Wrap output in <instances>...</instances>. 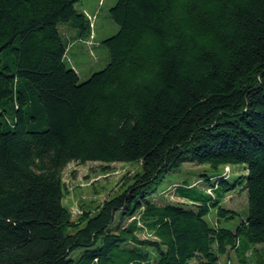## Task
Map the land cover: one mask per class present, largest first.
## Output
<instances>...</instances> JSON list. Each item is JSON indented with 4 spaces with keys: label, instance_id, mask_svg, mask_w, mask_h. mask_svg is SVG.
Instances as JSON below:
<instances>
[{
    "label": "trees",
    "instance_id": "trees-1",
    "mask_svg": "<svg viewBox=\"0 0 264 264\" xmlns=\"http://www.w3.org/2000/svg\"><path fill=\"white\" fill-rule=\"evenodd\" d=\"M80 1L0 0V264H264V0H118L85 82L59 30L90 36ZM90 162L141 171L74 220L63 172ZM185 163L246 166L235 229L227 173L153 199Z\"/></svg>",
    "mask_w": 264,
    "mask_h": 264
},
{
    "label": "rangeland",
    "instance_id": "rangeland-1",
    "mask_svg": "<svg viewBox=\"0 0 264 264\" xmlns=\"http://www.w3.org/2000/svg\"><path fill=\"white\" fill-rule=\"evenodd\" d=\"M117 1L81 0L76 4V9L86 15L89 25L93 24L92 33L90 32V36L86 40H78L77 30L69 24H62L59 27L67 47L66 63L78 73L80 82L87 81L94 73L103 70L109 61V54L103 42L119 31V26L110 16V11ZM139 171H141V167L137 163L110 165L93 162L85 165L71 163L64 170L62 176L67 191L63 202L64 206L76 220L84 210L94 211L107 199L119 195L123 190L125 178ZM224 173L228 174V184L235 185V187L229 191L223 206L236 211L238 216L228 222L222 219L221 225L235 229L248 215L247 192L243 190V182L239 183L241 178L247 175L245 165L220 167L215 171L208 164L185 163L177 172L166 176L153 199L160 204L181 202L174 193V189L178 185L189 183L208 190L209 188L205 185L214 184ZM208 177H211L210 180H206ZM201 179L206 181L201 183ZM208 220L212 224L217 222L215 211L211 212ZM257 248L260 252H264V246L260 245ZM220 264H238V257L235 252H232L229 258L222 257Z\"/></svg>",
    "mask_w": 264,
    "mask_h": 264
},
{
    "label": "crops",
    "instance_id": "crops-1",
    "mask_svg": "<svg viewBox=\"0 0 264 264\" xmlns=\"http://www.w3.org/2000/svg\"><path fill=\"white\" fill-rule=\"evenodd\" d=\"M76 37L79 38L78 40H86V38L89 37V34H84L82 37L78 35V33L76 34Z\"/></svg>",
    "mask_w": 264,
    "mask_h": 264
},
{
    "label": "built area",
    "instance_id": "built-area-1",
    "mask_svg": "<svg viewBox=\"0 0 264 264\" xmlns=\"http://www.w3.org/2000/svg\"><path fill=\"white\" fill-rule=\"evenodd\" d=\"M89 19H90V17H89ZM92 27H93V24L91 23V24H90V29H91V30H92ZM91 33H92V32H91Z\"/></svg>",
    "mask_w": 264,
    "mask_h": 264
}]
</instances>
